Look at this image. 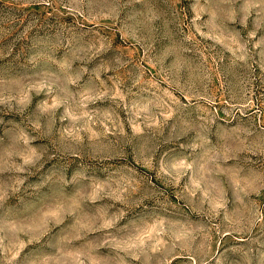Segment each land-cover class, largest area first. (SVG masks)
<instances>
[{
    "label": "rangeland",
    "instance_id": "374dc122",
    "mask_svg": "<svg viewBox=\"0 0 264 264\" xmlns=\"http://www.w3.org/2000/svg\"><path fill=\"white\" fill-rule=\"evenodd\" d=\"M0 264H264V0H0Z\"/></svg>",
    "mask_w": 264,
    "mask_h": 264
}]
</instances>
